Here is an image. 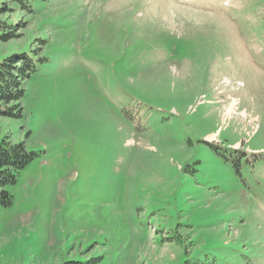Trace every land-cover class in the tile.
<instances>
[{
  "label": "rangeland",
  "instance_id": "374dc122",
  "mask_svg": "<svg viewBox=\"0 0 264 264\" xmlns=\"http://www.w3.org/2000/svg\"><path fill=\"white\" fill-rule=\"evenodd\" d=\"M3 6L0 61L41 66L0 264H264V0Z\"/></svg>",
  "mask_w": 264,
  "mask_h": 264
},
{
  "label": "trees",
  "instance_id": "16d2710c",
  "mask_svg": "<svg viewBox=\"0 0 264 264\" xmlns=\"http://www.w3.org/2000/svg\"><path fill=\"white\" fill-rule=\"evenodd\" d=\"M18 4L21 12L30 15L40 10L39 5L45 0H11ZM3 6L0 15L8 14ZM13 28L0 21V43L10 40ZM21 57V56H20ZM41 66L38 55L27 53L24 57H15L0 61V118H19L20 107H15L25 96L24 84ZM15 105V106H14ZM34 152L27 151L22 145L0 140V207H10L13 203L7 187L17 183L20 171L35 157ZM217 259L214 258V263Z\"/></svg>",
  "mask_w": 264,
  "mask_h": 264
},
{
  "label": "bare ground",
  "instance_id": "6f19581e",
  "mask_svg": "<svg viewBox=\"0 0 264 264\" xmlns=\"http://www.w3.org/2000/svg\"><path fill=\"white\" fill-rule=\"evenodd\" d=\"M230 108H231V107H230ZM230 108H229V109H230ZM227 112H230V111H227Z\"/></svg>",
  "mask_w": 264,
  "mask_h": 264
}]
</instances>
